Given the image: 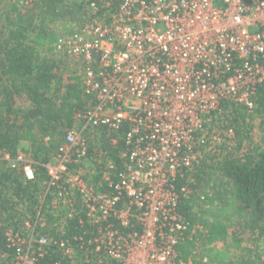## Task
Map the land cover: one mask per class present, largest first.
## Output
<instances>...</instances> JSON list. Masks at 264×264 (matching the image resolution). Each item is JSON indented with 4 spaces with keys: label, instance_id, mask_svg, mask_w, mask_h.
<instances>
[{
    "label": "built area",
    "instance_id": "obj_1",
    "mask_svg": "<svg viewBox=\"0 0 264 264\" xmlns=\"http://www.w3.org/2000/svg\"><path fill=\"white\" fill-rule=\"evenodd\" d=\"M87 13L55 52L91 105L42 165L47 212L7 233L16 264H191L178 252L193 239L180 202L236 138L220 124L223 106L253 112L264 90V0H88ZM124 126L121 168L101 150L90 156L100 129L116 145ZM4 160L36 179L29 154Z\"/></svg>",
    "mask_w": 264,
    "mask_h": 264
},
{
    "label": "trees",
    "instance_id": "obj_2",
    "mask_svg": "<svg viewBox=\"0 0 264 264\" xmlns=\"http://www.w3.org/2000/svg\"><path fill=\"white\" fill-rule=\"evenodd\" d=\"M27 5L17 0L0 1V264H16L17 252L9 247L8 231H23L26 221L34 222L40 210L47 212L52 196H44L47 173L42 165L50 161L68 131L82 125L80 115L91 105L79 78L64 77L61 66L65 61L52 58L60 38L85 22L88 0H31ZM18 99L28 107H17ZM256 104L253 112L230 103L223 106L227 126L238 141L236 149L242 148L254 116L261 118L264 132L263 89ZM126 131L124 126L117 135L118 143L113 145L107 130L100 129L91 141L90 156L101 150L105 161L121 168ZM23 142L30 147L22 152L38 163L33 181L11 169L3 158L7 154L15 157ZM212 163L204 162L196 170L190 184L192 193L181 199L180 212L193 239L178 247L180 258L191 260V264H264V152L249 151L244 163L229 152ZM102 166L105 170V163ZM210 169L218 174L210 173ZM100 178L96 176L94 182ZM185 182L180 180L179 186ZM229 211H235L234 218L227 216ZM46 220L49 227L55 222L49 214ZM198 225L202 231L195 230ZM76 227L73 222L68 234H76ZM238 230L249 232L255 247L249 250L248 258L234 260L232 250L247 248V239L239 236ZM196 242L200 252L193 256ZM220 243L224 246L218 247ZM206 257L209 263L204 262ZM53 258L46 257L43 262L50 264Z\"/></svg>",
    "mask_w": 264,
    "mask_h": 264
},
{
    "label": "rangeland",
    "instance_id": "obj_3",
    "mask_svg": "<svg viewBox=\"0 0 264 264\" xmlns=\"http://www.w3.org/2000/svg\"><path fill=\"white\" fill-rule=\"evenodd\" d=\"M1 1V0H0ZM14 1V0H13ZM20 4H23V5H27V3H29L31 0H17ZM87 20H85L84 23H86ZM84 23H82L81 25H83ZM78 27V26H77ZM60 30L63 29V27H60L59 28ZM52 58L56 59L57 61L59 60H62L65 61L61 67L64 71V77L67 78V77H70V76H73L74 75V70L71 68L69 62H67L66 59L62 58V56L60 54H57L56 52L52 55ZM20 106L22 108H26L28 107V104L26 102H23L22 100H19L18 99V104H17V107ZM230 111H227L226 114H228ZM221 119V123L220 124H224V125H229V121L227 122L225 120L226 116L223 115L222 117H220ZM231 119V118H230ZM250 133L249 134H245L246 135V138H245V141H244V144L242 146L241 149H236L237 148V144H238V141L237 139H230V147H225L226 150L224 152V155L226 156V154H228L229 152L232 153L235 157H238L241 159V162L244 163V156L249 152V151H256L257 153H263L264 152V132L262 130V127H261V118L258 117V116H254V119L253 121L250 122ZM228 144V143H227ZM30 147V144H21L20 145V151L22 150H25V149H29ZM7 156H10V155H6L4 156L3 158L7 157ZM224 156V157H225ZM224 157H222L221 159H223ZM220 159V160H221ZM209 160V159H208ZM218 160V161H220ZM217 161V162H218ZM207 163V162H206ZM209 163V162H208ZM210 164L212 165V160L210 161ZM88 168L90 167H94V163H90L88 162ZM214 165V164H213ZM89 168V169H90ZM210 173H214V174H218V171L216 172L215 170H209ZM223 178V177H222ZM225 183L228 181L226 178L223 180ZM235 211H229L227 213V216L230 217V215L234 214ZM243 214L242 217H244V213H241ZM233 217V215H232ZM234 218V217H233ZM238 217H235V219H237ZM237 234L239 236H243L247 239V244L245 243V245H247V248L246 249H243V250H232L231 252L233 253L234 255V260L236 259H246L248 258V256L251 255V253L249 252L250 249H252L254 246V244L249 240L250 238L248 237L249 236V232L247 231H243V230H238L237 231ZM218 247H223L224 244H218L217 245ZM264 259V256L262 257ZM256 264H260V262H256Z\"/></svg>",
    "mask_w": 264,
    "mask_h": 264
},
{
    "label": "crops",
    "instance_id": "obj_4",
    "mask_svg": "<svg viewBox=\"0 0 264 264\" xmlns=\"http://www.w3.org/2000/svg\"><path fill=\"white\" fill-rule=\"evenodd\" d=\"M25 143H26V144H29V143H27V142H23V144H25Z\"/></svg>",
    "mask_w": 264,
    "mask_h": 264
}]
</instances>
